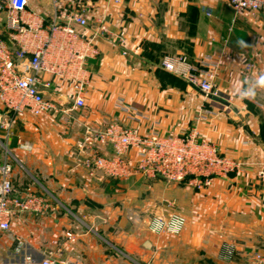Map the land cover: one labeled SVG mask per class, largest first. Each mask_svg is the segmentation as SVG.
<instances>
[{"label":"crops","instance_id":"1","mask_svg":"<svg viewBox=\"0 0 264 264\" xmlns=\"http://www.w3.org/2000/svg\"><path fill=\"white\" fill-rule=\"evenodd\" d=\"M197 1L124 0L115 5L110 0H63L66 11L58 21L66 24L67 14L73 11L85 15L88 27H76V31L83 40H92L100 51L84 67L85 106L74 108L71 80L45 76V81L52 84L49 91L45 90L46 97L71 110L69 121L73 119L72 133L63 137L66 147L52 149L50 143L55 136L46 134L44 128L60 118H37L28 112L13 116L0 102V166L12 163L7 158V148L17 162L32 172L37 173L41 167L48 169L47 184L64 190L57 193L59 197L66 199L72 195L67 189L85 190L91 183L93 189L97 188L105 177L103 173L69 167L64 157L68 155L67 160L72 161L71 150L85 158L77 142L83 141L86 128L100 129L118 122L142 132L156 129L164 136L196 131L200 139L215 144L223 155L244 163L241 176L215 178L203 191L163 178H145L175 186L180 204L187 210L186 226L178 236L153 234L148 229L149 221L136 215L105 214L93 218V228L81 229L67 209L55 205L44 216H17L10 231L0 232V264H42L49 257L74 264H251L248 252L264 254V178L257 174V164L264 155V90H258L255 101L232 94L233 80L250 79L264 71V13L237 17L227 2L211 1L207 4L215 5L216 16V21L211 22L199 10ZM47 7L44 0H30L24 20L37 22L41 18L48 29L52 11ZM7 23V16L0 15V38L12 46ZM186 23L189 30L183 29ZM101 27L109 33H103ZM241 41L247 46H241ZM124 51L129 56H124ZM50 53L48 61L56 63V49L51 48ZM177 56H183L194 67H200L207 58L219 63L214 83L216 96L206 98L162 68L165 58ZM120 98L147 119L140 123L129 120L117 105ZM8 123L11 127L6 129ZM19 142L31 149L21 148ZM100 154L111 155L112 147ZM12 165L18 196L41 193L23 179L19 189L14 180L18 170ZM60 172L74 176L69 186L64 182L70 179L56 175ZM139 178L144 179H125ZM135 217L139 221L142 218V228H136ZM108 220L110 223L103 227V221ZM67 233L72 234L71 240ZM224 244L238 249L231 261L219 258Z\"/></svg>","mask_w":264,"mask_h":264},{"label":"built area","instance_id":"2","mask_svg":"<svg viewBox=\"0 0 264 264\" xmlns=\"http://www.w3.org/2000/svg\"><path fill=\"white\" fill-rule=\"evenodd\" d=\"M51 9L52 19L48 29L44 20L37 22L24 20L30 0H0V15L5 14L8 29L12 34L11 46L0 38V102H3L13 116L30 113L37 118H70L71 110L63 109L56 101L46 97L45 90L52 84L45 81V76H55L60 80L72 81L71 98L74 108L85 106L83 77L84 67L89 59L100 54L92 40H83L76 27H88L85 15L76 11L67 14V23L61 24L59 16L66 11L63 0H44ZM121 5L124 0H110ZM202 3L227 2L237 17L247 13L252 17L264 13V0H200ZM103 33L109 31L101 27ZM121 44L125 45L123 40ZM51 48L56 49V63H50L48 56ZM124 56H129L127 51ZM162 68L185 80L206 98L216 96L215 80L219 63L207 58L200 67L190 65L183 57L165 58ZM248 70L251 66H247ZM43 87L44 89H41ZM118 107L128 114L129 120L142 122L146 116L137 109L119 99ZM11 123L6 124V129ZM25 150L31 147L19 142ZM108 146L112 147L111 155L100 154ZM79 148L85 154L82 165L92 174L99 171L105 176L122 179L141 176L147 179L163 178L169 183L186 184L197 191L208 188L215 178L240 177L244 163L223 155L218 147L200 139L196 131L184 135L164 136L158 130L142 132L140 128L126 127L112 122L100 129L86 128V133ZM89 150H96L89 153ZM258 177L264 178V155L257 164ZM14 168L12 163L5 162L0 166V232L11 229L13 218L32 214L47 215L52 209V202L45 194L28 192L24 197L17 195L13 183ZM173 217H182V228L178 233L170 232L167 227L154 231L157 221L170 222ZM186 226V218L174 215L169 218L155 217L148 223V229L156 235L168 234L178 236ZM68 239L72 234L67 233ZM238 249L233 244L221 247L219 258L233 260ZM251 264H264V254L260 251L248 252ZM42 264H74L69 260L46 258Z\"/></svg>","mask_w":264,"mask_h":264},{"label":"rangeland","instance_id":"3","mask_svg":"<svg viewBox=\"0 0 264 264\" xmlns=\"http://www.w3.org/2000/svg\"><path fill=\"white\" fill-rule=\"evenodd\" d=\"M199 10L203 12L208 20L211 22L216 21L215 19V5H208L202 3L200 0L197 1ZM4 22V18L2 17ZM183 29L189 30L190 27L186 23ZM229 29H232L230 26ZM185 30V31H186ZM194 36L195 34L192 33ZM214 44L216 42H213ZM224 47V46H221ZM223 52V51H222ZM220 54H224V53ZM183 57V56H177ZM248 72V68L246 69ZM71 119L63 120L62 118L54 120L51 124H47V128H44L46 134H52L54 139L52 140L51 148H65L63 147V137L67 138L68 134L72 133V121ZM69 136V135H68ZM81 140L77 142V148H79ZM46 146L48 143L44 142ZM52 148V149H53ZM3 149V148H2ZM73 150V149H72ZM5 150L3 149V152ZM73 153V155H72ZM70 160H67L68 155L64 157V163L67 166L79 167L82 165V162L85 158L81 157L78 154H74L70 150ZM7 158L15 165V168L18 170V175L15 173V184L18 188H22V179L28 180L32 186L37 188L42 194H45L47 198L50 199L53 205L59 207L60 209H67L73 221L78 226L79 229L89 227H94L93 218L104 216L105 214H119L122 216L125 215H136L143 216L146 221H150L155 217H164L169 218L176 214L184 216V206H181L179 201V196L177 190L172 184L168 183H155L152 180L147 179H131V180H119L109 177H103V180L98 183L97 188L93 189L94 185L91 183L85 188V190H74L67 189L66 192H71L72 195L69 197L62 198L57 195V193H63L64 190H55L52 189L49 184H47V178L49 177V171L45 167H41L37 173L32 172L27 168V166H22L21 162H17L15 156H12V152L6 148ZM90 172V171H89ZM57 176H65L66 179L64 184L69 186V181L72 182L73 175L69 173L56 174ZM92 175V174H91ZM91 177V176H89ZM93 178V177H92ZM46 179V180H45ZM77 180V179H76ZM79 180V184H80ZM85 184L87 183L83 180ZM84 184V185H85ZM72 185V184H71ZM79 192V195L76 193ZM74 195L78 196L77 199H73ZM66 196V194H65ZM76 198V197H75ZM66 201H69L68 203ZM183 205H186L185 203ZM189 212V210H188ZM125 218V217H120ZM130 218V217H129ZM105 218L103 217V220ZM138 219V220H137ZM139 217H135L136 228H142L143 220L139 221ZM110 221H103V227H107Z\"/></svg>","mask_w":264,"mask_h":264},{"label":"clouds","instance_id":"4","mask_svg":"<svg viewBox=\"0 0 264 264\" xmlns=\"http://www.w3.org/2000/svg\"><path fill=\"white\" fill-rule=\"evenodd\" d=\"M239 43L241 46H247L244 41ZM258 90H264V71L259 72L250 79L241 80L237 78L232 82V94L241 100L255 101ZM182 224V217H173L170 222L157 221L153 230L159 231L163 227H167L170 232L178 233L182 228ZM0 227H5V225H0Z\"/></svg>","mask_w":264,"mask_h":264}]
</instances>
